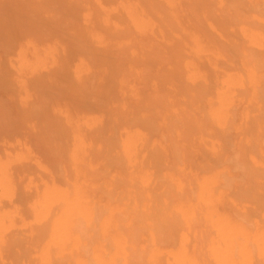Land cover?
I'll use <instances>...</instances> for the list:
<instances>
[{
	"label": "bare ground",
	"instance_id": "obj_1",
	"mask_svg": "<svg viewBox=\"0 0 264 264\" xmlns=\"http://www.w3.org/2000/svg\"><path fill=\"white\" fill-rule=\"evenodd\" d=\"M0 264H264V0H0Z\"/></svg>",
	"mask_w": 264,
	"mask_h": 264
}]
</instances>
